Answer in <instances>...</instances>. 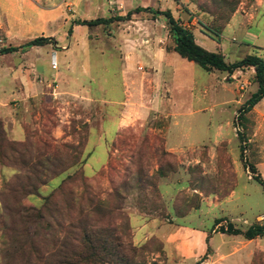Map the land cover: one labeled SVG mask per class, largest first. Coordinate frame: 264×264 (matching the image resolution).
Returning <instances> with one entry per match:
<instances>
[{
    "label": "rangeland",
    "instance_id": "obj_1",
    "mask_svg": "<svg viewBox=\"0 0 264 264\" xmlns=\"http://www.w3.org/2000/svg\"><path fill=\"white\" fill-rule=\"evenodd\" d=\"M137 7L170 10L228 63L264 60V0H0V49L57 43L0 55V215L20 230L8 214L54 195L65 228L56 239L28 228L38 231L26 243L44 255L40 264H57L78 243L80 217L116 229L139 251L136 264H264V236L220 232L264 226L254 179L264 181V99L240 117L258 90L255 71L206 72L175 53L166 23L147 14L74 23ZM64 183L74 195L58 194ZM8 244L0 236V264H27L29 251L11 256ZM102 261L116 264L106 254L88 264Z\"/></svg>",
    "mask_w": 264,
    "mask_h": 264
},
{
    "label": "trees",
    "instance_id": "obj_2",
    "mask_svg": "<svg viewBox=\"0 0 264 264\" xmlns=\"http://www.w3.org/2000/svg\"><path fill=\"white\" fill-rule=\"evenodd\" d=\"M142 14L150 15L153 19H159L166 23L169 35L174 43L173 51L186 59L189 62H193L206 72L219 71L233 75L236 71L244 70L246 68H253L255 71V80L258 83V90L251 96L246 102L243 108L240 110V117L249 113L260 101L264 99V60L258 56L249 55L244 59L228 63L225 61L223 55L219 53L210 52L195 42L194 36L186 27L182 26L180 21L176 19L170 10L160 11L155 10L152 7H137L134 10L128 11L123 16H115L111 18H97L90 21H75L76 25L96 27L101 25H109L113 22H126L131 21L135 17ZM73 33V27L68 31V35ZM56 41L51 37H37L20 46H10L0 49V55H9L17 52L24 53L33 47H42ZM57 44V43H56ZM252 172L256 174L255 169L252 167ZM63 172L60 171L58 175ZM264 189V181L259 175H255L254 178ZM83 194L91 193V190L83 184ZM65 193L74 195L73 191L68 189L67 183H64L58 190V194L64 196ZM57 194V192H56ZM113 197L116 199L119 193L116 189L112 191ZM28 195H30L28 193ZM54 195L46 197L42 208L37 209L35 207H18L16 211L11 212V208L4 206V210L8 214L10 220L15 226L16 219L22 221V227L20 230L7 226L4 220V215H0V236L1 238L8 239L7 251L11 256L14 254L23 253L24 250H28L31 254V259L27 264H40L44 255L40 253L38 247L35 244L26 241L28 238H34L38 235V231L30 234L28 228L35 226L36 230L41 229L45 232L48 238L56 239L57 232L65 228L64 223L56 217L51 211V200ZM82 198V195H81ZM90 203L96 201V196L90 194L88 198ZM5 205V204H4ZM21 208V209H20ZM6 214V215H7ZM14 214L15 217H12ZM85 218L78 220L80 234L78 243L69 245L64 249L62 259L57 264H88L89 258L92 256H99L106 254L111 257V260L116 264H136L134 260L138 257L139 251L132 247L130 244H124L119 236H116V229L113 227H98L92 226L85 222ZM218 223V222H217ZM12 225V226H13ZM20 228V227H19ZM220 232L238 235L242 234L245 239L253 240L258 237L264 236V226L256 225L248 228L244 233L235 229L232 224H228L227 227H221ZM58 243L59 241L56 240ZM55 243V244H56ZM49 253V252H48ZM47 255V254H46ZM104 261L101 262L103 264ZM95 264V263H94Z\"/></svg>",
    "mask_w": 264,
    "mask_h": 264
},
{
    "label": "crops",
    "instance_id": "obj_3",
    "mask_svg": "<svg viewBox=\"0 0 264 264\" xmlns=\"http://www.w3.org/2000/svg\"><path fill=\"white\" fill-rule=\"evenodd\" d=\"M33 6V5H32ZM36 9V8H35ZM42 13V12H41ZM118 16H123V14H121V15H118ZM111 18V17H110ZM162 54H163V59H162V63H166L167 62V53L166 52H163L162 51ZM171 241H172V238L171 237H169L168 238V242L169 243H171Z\"/></svg>",
    "mask_w": 264,
    "mask_h": 264
},
{
    "label": "built area",
    "instance_id": "obj_4",
    "mask_svg": "<svg viewBox=\"0 0 264 264\" xmlns=\"http://www.w3.org/2000/svg\"><path fill=\"white\" fill-rule=\"evenodd\" d=\"M54 63H55V64L57 63V59H56V57L54 58Z\"/></svg>",
    "mask_w": 264,
    "mask_h": 264
}]
</instances>
